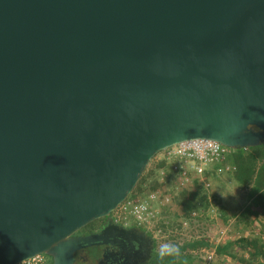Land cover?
<instances>
[{"label":"water","instance_id":"water-1","mask_svg":"<svg viewBox=\"0 0 264 264\" xmlns=\"http://www.w3.org/2000/svg\"><path fill=\"white\" fill-rule=\"evenodd\" d=\"M193 139L264 144V0H0V264H131L72 236Z\"/></svg>","mask_w":264,"mask_h":264},{"label":"rangeland","instance_id":"rangeland-1","mask_svg":"<svg viewBox=\"0 0 264 264\" xmlns=\"http://www.w3.org/2000/svg\"><path fill=\"white\" fill-rule=\"evenodd\" d=\"M240 147L233 148L230 157L241 160L237 154ZM254 150L249 148L244 152ZM164 152L156 154L147 165L141 178L128 198L140 200L156 189H162L170 195V203L159 208L165 233L154 235L143 224L128 213L121 216L122 222L137 225L151 234L154 241L153 257L176 252L173 261L168 264H264V188L254 190V179L239 172L234 160L228 159L237 168L233 171L217 174L211 165L207 177L211 181L209 189L195 182L180 185L178 177L169 165L159 168ZM260 159L258 164H261ZM164 169L165 176L160 174ZM116 218L117 208L112 212ZM189 220L187 226L183 220ZM88 225V229L94 224ZM229 226L227 234L219 238V229ZM203 234L202 237H191ZM244 238V240H240ZM203 240L207 245L192 249L185 244L192 240ZM229 243L223 252L217 247ZM53 256L43 253L19 264H52Z\"/></svg>","mask_w":264,"mask_h":264},{"label":"built area","instance_id":"built-area-1","mask_svg":"<svg viewBox=\"0 0 264 264\" xmlns=\"http://www.w3.org/2000/svg\"><path fill=\"white\" fill-rule=\"evenodd\" d=\"M233 148L219 141L212 139H193L172 145L163 150V158L170 166L172 172L178 177L180 185L199 183L205 189H209L211 181L207 177L210 166L215 165L214 171L217 174L233 171L236 166L228 161V157L233 153ZM250 147H240L247 150ZM162 176L166 175L164 169L160 170ZM171 201V197L162 189L150 191L145 198L134 200L127 198L117 207L116 219L121 221V216L130 213L143 224H148V231L154 235H162L164 232L160 223L163 218L159 208L167 206ZM128 225L127 222H122ZM187 226L189 220L182 221ZM229 226L219 229L220 240L227 234ZM203 234L191 236L194 238L202 237Z\"/></svg>","mask_w":264,"mask_h":264},{"label":"flooded vegetation","instance_id":"flooded-vegetation-1","mask_svg":"<svg viewBox=\"0 0 264 264\" xmlns=\"http://www.w3.org/2000/svg\"><path fill=\"white\" fill-rule=\"evenodd\" d=\"M94 224L93 228L88 229V225ZM81 228L75 233L76 238H82L90 235L104 233L108 229L120 228L122 230L129 229L133 232L139 233V237L125 238L123 241L130 250L131 264H152L154 241L146 230L138 227L137 225H125L117 220L112 213L101 217ZM120 238H117V240ZM87 258L85 260L78 259L79 264H110L104 260L103 250L99 246H90L85 249ZM116 264V263H114Z\"/></svg>","mask_w":264,"mask_h":264},{"label":"trees","instance_id":"trees-1","mask_svg":"<svg viewBox=\"0 0 264 264\" xmlns=\"http://www.w3.org/2000/svg\"><path fill=\"white\" fill-rule=\"evenodd\" d=\"M238 156L241 157V160L231 157L230 160H234L236 164L239 166V172L246 177H250L251 180L254 179V190H261L264 188V150L258 151H250V152H244L243 149L238 150ZM260 159L262 160L261 164H258ZM166 165H169L164 159H162L159 162L158 167L163 168ZM171 168V166L169 165ZM237 168V167H236ZM72 237H77V235L73 234ZM240 240H244V238H241ZM186 246L196 249L200 248L202 246L207 245L203 240H192L191 242H188L185 244ZM229 243L224 244L220 247H217L219 251L225 252L229 248ZM176 254V252L171 251L164 255H158L152 259V264H168L169 262L173 261V256ZM53 264V262H52Z\"/></svg>","mask_w":264,"mask_h":264},{"label":"crops","instance_id":"crops-1","mask_svg":"<svg viewBox=\"0 0 264 264\" xmlns=\"http://www.w3.org/2000/svg\"><path fill=\"white\" fill-rule=\"evenodd\" d=\"M251 148H253L254 151L260 152L261 150H264V144H258L256 146H252ZM228 159H231V157L229 156Z\"/></svg>","mask_w":264,"mask_h":264}]
</instances>
